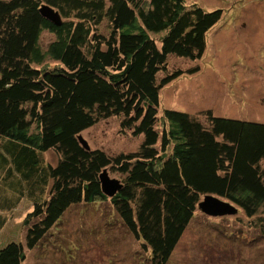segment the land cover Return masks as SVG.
I'll use <instances>...</instances> for the list:
<instances>
[{"label": "trees", "instance_id": "1", "mask_svg": "<svg viewBox=\"0 0 264 264\" xmlns=\"http://www.w3.org/2000/svg\"><path fill=\"white\" fill-rule=\"evenodd\" d=\"M221 16L186 0H0V234L4 213L25 194L32 203L23 243L1 244L0 264H23L81 203H109L148 264L168 263L206 196L243 216L238 230L264 237V123L158 109L164 87L199 71L166 73L168 57L201 59ZM109 119L141 144L126 154L85 150L77 136ZM102 171L121 182L111 198Z\"/></svg>", "mask_w": 264, "mask_h": 264}, {"label": "rangeland", "instance_id": "2", "mask_svg": "<svg viewBox=\"0 0 264 264\" xmlns=\"http://www.w3.org/2000/svg\"><path fill=\"white\" fill-rule=\"evenodd\" d=\"M189 1L206 10L221 9L222 16L206 35L201 59L192 63L168 57L166 73L186 72L196 65L199 71L181 75L160 91L159 113L171 109L196 115L210 109L215 116L264 123V0ZM105 26L104 22L100 27L104 34ZM50 40L48 33L41 35L44 46ZM79 137L91 149L109 154L129 153L142 142L141 137L123 133L116 119L78 135L80 144ZM46 160L55 165L59 158L49 154ZM108 176L120 182L116 174ZM29 195L25 194L15 209L10 198H3L14 211L9 216V212L2 213L6 222L0 245L23 243L22 221L32 210ZM108 205L81 203L68 209L49 234L26 251L23 264H148L140 243L126 235ZM238 219L243 216L237 213L210 217L198 207L167 264H264V237L257 231L238 230Z\"/></svg>", "mask_w": 264, "mask_h": 264}, {"label": "water", "instance_id": "3", "mask_svg": "<svg viewBox=\"0 0 264 264\" xmlns=\"http://www.w3.org/2000/svg\"><path fill=\"white\" fill-rule=\"evenodd\" d=\"M39 14L42 18L56 27H60L62 24L58 12L54 11L48 5H41L39 8ZM79 140L85 150L90 149L81 137H79ZM100 184L103 194L109 198L113 197L121 189L120 182L116 179H111L106 171H103L100 174ZM198 207L202 213L210 217H222L237 213V211L229 203L221 201L213 196L204 197Z\"/></svg>", "mask_w": 264, "mask_h": 264}]
</instances>
